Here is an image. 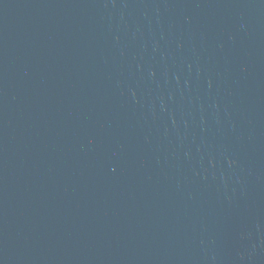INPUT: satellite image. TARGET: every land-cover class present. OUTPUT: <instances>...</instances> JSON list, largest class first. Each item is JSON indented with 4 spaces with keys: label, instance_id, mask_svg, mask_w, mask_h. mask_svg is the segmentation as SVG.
Listing matches in <instances>:
<instances>
[{
    "label": "water",
    "instance_id": "obj_1",
    "mask_svg": "<svg viewBox=\"0 0 264 264\" xmlns=\"http://www.w3.org/2000/svg\"><path fill=\"white\" fill-rule=\"evenodd\" d=\"M0 264H264V0H0Z\"/></svg>",
    "mask_w": 264,
    "mask_h": 264
}]
</instances>
